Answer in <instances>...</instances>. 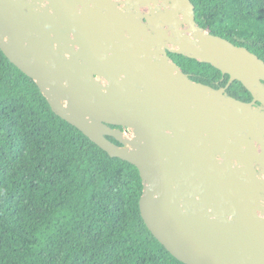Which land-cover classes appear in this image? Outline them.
Instances as JSON below:
<instances>
[{
  "label": "water",
  "instance_id": "95a60500",
  "mask_svg": "<svg viewBox=\"0 0 264 264\" xmlns=\"http://www.w3.org/2000/svg\"><path fill=\"white\" fill-rule=\"evenodd\" d=\"M0 48L62 119L139 169L142 217L175 258L264 264V61L200 27L191 0H0ZM169 52L227 86L192 81ZM235 81L251 102L226 93Z\"/></svg>",
  "mask_w": 264,
  "mask_h": 264
},
{
  "label": "trees",
  "instance_id": "16d2710c",
  "mask_svg": "<svg viewBox=\"0 0 264 264\" xmlns=\"http://www.w3.org/2000/svg\"><path fill=\"white\" fill-rule=\"evenodd\" d=\"M191 1L200 27L264 61V0ZM169 56L194 82H229L211 64ZM227 94L252 100L238 81ZM143 192L139 169L62 119L0 48V264H185L146 225Z\"/></svg>",
  "mask_w": 264,
  "mask_h": 264
},
{
  "label": "flooded vegetation",
  "instance_id": "af4514ba",
  "mask_svg": "<svg viewBox=\"0 0 264 264\" xmlns=\"http://www.w3.org/2000/svg\"><path fill=\"white\" fill-rule=\"evenodd\" d=\"M224 88V87H223ZM219 89H221V88H219ZM226 93H227V91H226ZM252 100H253V98H252ZM251 100V101H252ZM251 101H249V102H251ZM256 107H259V106H261L259 103H257L256 105H255Z\"/></svg>",
  "mask_w": 264,
  "mask_h": 264
}]
</instances>
